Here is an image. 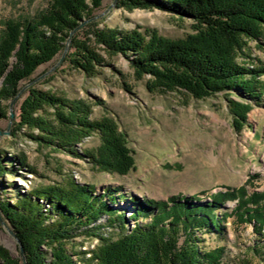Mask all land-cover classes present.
<instances>
[{
	"label": "trees",
	"instance_id": "1",
	"mask_svg": "<svg viewBox=\"0 0 264 264\" xmlns=\"http://www.w3.org/2000/svg\"><path fill=\"white\" fill-rule=\"evenodd\" d=\"M101 2L54 0L36 19L5 24L0 38V120L7 118L4 103L17 97L20 84L64 52L71 32L90 20ZM118 7L156 9L193 22L195 33L182 40L136 31H97L94 35L98 46L111 55L125 57L138 77H152L149 89L185 92L197 100L227 95L233 127L241 131L252 103L264 96V64L254 67L237 62L246 41L264 39V0H122ZM72 48L75 53L69 55L70 64L88 77L103 66L102 57L87 43L74 40ZM91 114L92 106L83 101L32 87L21 108L19 128L38 131L29 138L40 147L77 156H81L78 146L87 137L100 135L101 148L95 155L89 152L83 157L103 171L128 175L135 169V159L127 136L114 119L92 121ZM12 161L21 171L36 174L25 157L5 160L0 155V178L10 172L6 163ZM209 198L210 202L204 203L196 197L179 196L157 203L131 195L126 206L117 209L123 201L116 190L98 195L87 185L69 181L20 193L15 203L1 201L0 211L20 241L28 264H78L67 253L66 245L79 229L100 242L91 252L83 253L84 264H221L225 249L202 251L198 235H222L221 226L228 216L219 211L228 202L238 201L237 208L244 210L238 219L254 224L255 231L263 236L264 194L249 196L241 188ZM103 216L106 227L119 231L117 239L97 233ZM45 248L51 252V262H47ZM0 264H22V260L0 246Z\"/></svg>",
	"mask_w": 264,
	"mask_h": 264
},
{
	"label": "rangeland",
	"instance_id": "2",
	"mask_svg": "<svg viewBox=\"0 0 264 264\" xmlns=\"http://www.w3.org/2000/svg\"><path fill=\"white\" fill-rule=\"evenodd\" d=\"M53 1L0 0V38L7 22L36 19L50 8ZM121 1L102 0L92 18L85 20L86 24L73 36L63 63L53 69L64 52L23 81L20 87L24 91L16 99L12 113V101L4 103L8 115L0 120V132L8 134H0V155L5 160L25 157L27 166L36 174H31L30 170L21 171L16 161L6 163L10 172L0 178V203H15L20 193H30L37 187L65 185L69 181L87 185L98 195L116 190L123 201L116 206L117 209L124 208L131 195L157 203L179 196L196 197L206 203L210 202L211 195L228 190L243 188L249 196L264 194V96L261 101L252 103L247 124L237 131L233 127L227 95L217 94L197 100L185 92L149 89L152 77H138L125 57L111 55L98 46L94 34L109 30L120 34L152 32L170 40H182L195 33V26L189 19L156 9L119 8ZM74 40L87 43L102 57L103 66L97 67L93 77L70 64L69 55L75 53L72 48ZM246 43L247 47L237 62L254 67L264 64V39ZM15 63L13 58L11 64ZM32 87L91 105L92 121L106 117L114 119L127 136L135 169L120 176L99 169L90 158L83 157L89 152L95 155L101 148L100 135L87 137L78 146L77 153L81 156L40 147L31 140L29 135H38L39 132L20 129L19 124L22 105ZM232 99L242 103L236 96ZM11 114L14 116L12 123ZM237 203L228 202L219 211L228 216L221 226L222 235L200 233L199 246L202 251L224 248L221 264H262L264 231L260 236L254 224L242 223L238 219L244 210H239ZM1 216L5 225L0 223V246L14 258H20L12 229ZM106 220L103 216L98 221L102 227L97 233L117 239L119 231L106 227ZM84 231L77 230L76 238L66 245L67 253L78 264H84L83 253L91 252L100 244L98 238L87 237ZM44 250L48 253L47 262H51L50 250Z\"/></svg>",
	"mask_w": 264,
	"mask_h": 264
},
{
	"label": "water",
	"instance_id": "3",
	"mask_svg": "<svg viewBox=\"0 0 264 264\" xmlns=\"http://www.w3.org/2000/svg\"><path fill=\"white\" fill-rule=\"evenodd\" d=\"M116 2H117V0H115V3H116ZM85 24H86V22L80 24L76 29H74V30L71 32V34H70V36H69V38H68V41H67V43H66V47H65L64 53H63V55H62L60 61L58 62V64H57L53 69L57 68L58 66H60V65L63 63L64 57H65L66 53L68 52V49H69V46H70V43H71V40H72L73 36H74L75 33H76L79 29H81ZM53 69H52V70H53ZM34 82H35V81H33L31 84H33ZM31 84H30V85H31ZM23 91H24V89H22V90L19 92V94L17 95V97L11 102V104H10V110H11V113H12V108H13V105H14L16 99L22 94ZM13 120H14V116H13V114H11V116H10V122L12 123ZM0 134H1V135H4V134H8V132H7V133H1V132H0ZM0 223L3 224V225H5V224H4V221H3V219H2V216H1V211H0ZM12 233L14 234L13 231H12ZM14 237H15L17 243H18V249H19V253H20V258H21V260H22V264H28V263H27V259H26V255H25V252H24V249H23V247H22L20 241L18 240V238L16 237L15 234H14Z\"/></svg>",
	"mask_w": 264,
	"mask_h": 264
}]
</instances>
